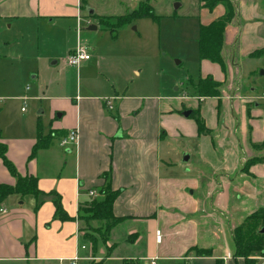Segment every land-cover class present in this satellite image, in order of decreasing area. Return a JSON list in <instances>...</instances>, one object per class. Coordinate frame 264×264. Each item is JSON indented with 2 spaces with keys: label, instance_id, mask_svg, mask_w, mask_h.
<instances>
[{
  "label": "crops",
  "instance_id": "crops-1",
  "mask_svg": "<svg viewBox=\"0 0 264 264\" xmlns=\"http://www.w3.org/2000/svg\"><path fill=\"white\" fill-rule=\"evenodd\" d=\"M232 1L237 11V3L244 2L241 6L247 19L257 18L255 8L250 16L247 13L255 6L254 0ZM90 2L0 0V26L8 24L21 31L39 28L41 21L79 22ZM203 8L210 13L218 10L208 23L225 13L222 4L212 11ZM236 18L226 27V62L242 32ZM259 24L264 23L249 22L244 37L264 36ZM91 60L92 55L83 62L85 70ZM102 98L76 94L73 103L65 102L66 108L54 105L55 112L61 110L59 122L42 129L47 144L35 153L38 125L20 123L13 129L12 121L0 124V141L7 146V157L18 174L37 176L43 191L39 198L14 193L0 202V264H72L75 257H79L76 264H152V260L155 264H245L243 257L234 256L233 229L264 207V145L260 146L264 144V120L257 125L249 119L256 114L248 104L255 98L239 94L232 103L214 96L208 98L212 100L208 106L202 104L203 98H196L197 105L203 100L200 108H193H199L212 132L199 134L196 123L191 134L180 132L177 136L200 142L205 166L198 169L184 164L181 152L168 141L173 136L168 115L180 111L186 117L183 100L172 109L163 101L117 94L109 109ZM211 109L216 110L212 116ZM72 129L78 131V141L61 145ZM255 129L256 137L251 136ZM171 151L176 157L169 156ZM254 157L260 160L245 169L246 159ZM16 180L0 159V182L14 185ZM107 183L119 193L113 213L120 220L111 221L110 227L107 220L88 218L86 212L92 201L104 197L100 190ZM91 190L97 192L96 197L90 195ZM56 201L70 219L55 216ZM254 258L264 264V255Z\"/></svg>",
  "mask_w": 264,
  "mask_h": 264
},
{
  "label": "rangeland",
  "instance_id": "rangeland-1",
  "mask_svg": "<svg viewBox=\"0 0 264 264\" xmlns=\"http://www.w3.org/2000/svg\"><path fill=\"white\" fill-rule=\"evenodd\" d=\"M147 1L153 6L157 19L142 17L120 27L106 28L99 23L96 14H126L138 7V0H89V6L96 14L82 12L79 22L41 21L39 28L21 31L8 24L0 26V124L12 121L10 128L13 129L20 123L40 124L46 131L51 124L59 122L61 110L55 112L53 106L66 108L65 102L73 103L76 94L111 98L112 102L117 94L132 95L163 101L172 109L183 100L182 111L192 109V113L190 117L182 116L180 111L168 115L169 130L173 135L168 141L181 152L182 158L184 154L191 156L184 164L198 169L205 166L200 155L203 151H200V142L177 134H191L196 128L191 115L194 111L200 115L201 101L204 99L202 104L208 106L212 102L208 98L214 96H199L195 86L202 78L206 84V79H214V76L224 78L222 82L214 79L216 96L232 103L235 100L232 98L239 94L255 98L259 105L248 103L253 114L256 113L249 119L261 124L258 121L264 120V54L253 57L250 53L264 47V36L248 39L242 32L250 26L249 22L264 23V0H254L255 6L247 9L248 16L253 8L256 9L257 18L252 16V20L243 13L241 5L244 2L237 3L239 15L235 23L241 26L242 32L235 40L231 58L222 69L224 73L218 64L201 59L198 50L200 24L216 18L218 10L210 13L198 0ZM91 24L96 28L89 29ZM259 26L264 29V24ZM80 44L92 55L87 70L83 63L76 68L66 59L68 49L73 51ZM23 96L27 99H21ZM196 98H203L198 105ZM218 101L221 123V102ZM236 101L240 103V100ZM196 106L199 108L194 109ZM215 111L210 110L211 116ZM236 114L239 115L237 111ZM202 119L203 134H210L212 130ZM256 135L255 129L251 136ZM169 156L176 157V152L171 151ZM250 159H246L245 165ZM249 204L255 206L252 202ZM101 231L105 232V229L102 227Z\"/></svg>",
  "mask_w": 264,
  "mask_h": 264
},
{
  "label": "trees",
  "instance_id": "trees-1",
  "mask_svg": "<svg viewBox=\"0 0 264 264\" xmlns=\"http://www.w3.org/2000/svg\"><path fill=\"white\" fill-rule=\"evenodd\" d=\"M202 6L212 11L217 5L222 4L225 6V13L218 19L204 25L200 24L199 38H198V50L199 57L211 62L217 63L222 69L226 66L224 57V45H225V33L226 27L236 18L238 11L236 4L232 0H199ZM95 15V14H93ZM99 23L106 28L120 27L125 24H132L137 19L142 17H151L157 19L158 16L154 13L153 6L147 1H141L137 8H134L130 12L121 15H97ZM112 20H114L112 22ZM264 54V47L254 50L250 53L253 57H260ZM205 80L203 78L195 86V90L199 96H216L215 90L217 87L213 78L208 77ZM215 85V86H214ZM196 120L199 134H203L205 129L204 121L200 115L193 112L191 115ZM38 140L34 146L33 153L45 146L42 127L38 124ZM7 146L0 141V159L7 167L9 172L17 178L14 185H9L0 182V202H2L7 196L14 193L19 194H33L39 198L43 191L38 184V177L35 175L22 176L18 174L15 165L6 155ZM260 160V158H251L245 165V169ZM100 193L104 195L102 199L92 201L91 205L86 208L88 218L102 219L108 221V227L111 222L119 221L120 218L116 217L113 213V204L118 196V191H113L110 185L107 183L100 190ZM41 201L38 202V204ZM59 219L68 220L71 217L66 214L59 202L56 201V214ZM264 228V207H260L245 220L233 229L234 241H235V257H243L245 264H258V260L254 258L256 255H264V233L261 230ZM221 261H218V264Z\"/></svg>",
  "mask_w": 264,
  "mask_h": 264
},
{
  "label": "built area",
  "instance_id": "built-area-1",
  "mask_svg": "<svg viewBox=\"0 0 264 264\" xmlns=\"http://www.w3.org/2000/svg\"><path fill=\"white\" fill-rule=\"evenodd\" d=\"M91 58V54L87 51V49L81 45H78V47L76 49H74L73 51L69 52L68 55L66 56L67 62L69 65H71L72 67H79V65L81 63H83L84 61H87ZM112 99L107 98V105L109 109L113 108L112 105ZM78 141V131L76 129H72L69 134L64 137L61 140V145L65 146L67 144L70 143H74ZM90 195L96 197L97 196V192L94 190L90 191ZM2 212H5L6 209H1ZM79 257H75L74 262L72 264H76V260H78ZM152 264H155V261L152 260Z\"/></svg>",
  "mask_w": 264,
  "mask_h": 264
},
{
  "label": "water",
  "instance_id": "water-1",
  "mask_svg": "<svg viewBox=\"0 0 264 264\" xmlns=\"http://www.w3.org/2000/svg\"><path fill=\"white\" fill-rule=\"evenodd\" d=\"M87 11H88V13H90V14H93V13H94V10L91 9V8H87ZM95 28H96L95 25H92V24H91V25L89 26V29H95ZM262 72L264 73V71H262ZM191 113H192V110H190V109H187V110L183 111V114H184L186 117H188ZM183 159H184V161H187V160L189 159V154H184ZM261 232L264 233V228L261 230Z\"/></svg>",
  "mask_w": 264,
  "mask_h": 264
}]
</instances>
